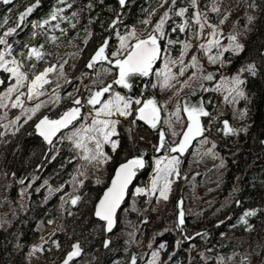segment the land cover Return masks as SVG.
<instances>
[{
  "label": "snow or ice",
  "instance_id": "obj_1",
  "mask_svg": "<svg viewBox=\"0 0 264 264\" xmlns=\"http://www.w3.org/2000/svg\"><path fill=\"white\" fill-rule=\"evenodd\" d=\"M12 2L13 0H2L5 5ZM74 2L75 0H57V6L46 18L31 23L33 31L27 41L13 40L10 43L9 37L19 34L23 26L28 23L27 17L33 13L34 8L39 6L40 0H35L34 4L21 12L14 26L10 25L6 31L0 32V74H5L4 78L0 79V86L7 85L3 91H0V109L20 110V115L9 121L8 124H0V127L7 129L9 125H16L22 117L26 124L36 116L42 107H46L48 103L58 104L62 99L57 92V89L61 88L59 81L60 79H64L65 83H71V81L67 80L64 72V66L68 61L61 62L58 50L65 43H72L69 32L76 29L79 24L77 11H72L70 15L65 14L66 9L72 8ZM99 2L103 3V0H99ZM183 2L186 6L178 7L177 0H157L158 8L149 10L148 18L140 21L145 26L152 25L151 17L156 16L160 8L167 6L162 15H159V19L152 25L151 30L146 28L143 32H138L135 27H132L126 34L116 32L119 43L115 50H110V37H105L85 65L86 68L94 70L96 76L93 86L86 89L87 95L81 98V96L69 92L66 98L71 100L73 106L65 110L58 118L53 119L44 115L35 123V132L48 145L54 148V138L61 143L66 139L73 144L75 149L82 151L84 160L96 164L108 163L111 160V156L104 151L105 145L110 146L112 152H115L119 147V140L113 138L119 135L117 128L122 119L127 120L131 117L133 124L136 121H143L154 130L158 129L162 123L167 124L172 129L171 135L179 136V139L168 141L166 131L158 129L159 143L154 146V150L156 152L164 151L167 155L155 159L154 175L150 181V187L135 188V195L155 196L158 194L157 198L165 201L169 199L172 190L173 180L171 177L180 175L181 160L178 155H173V153L182 156L193 140L204 137L207 129L202 124L201 118L209 117L210 120L213 118L203 106L202 100L192 103L186 98L182 103L178 102L175 111L169 113L168 118L165 119L162 117L165 107L159 105L154 97H145L144 92L149 87H174L173 81H176L180 83V89L176 92V95H179V92L184 87L190 86V82L194 79L202 78L208 81L214 79L212 73L200 75L204 69L197 53L205 55L211 64H223L225 53L239 54L244 49V45L238 41L237 34L229 33L225 36L223 32L221 26L227 21L228 15L219 18L222 12L220 6L222 0H209V3L205 4L203 8H201L199 0H183ZM118 3L121 8H124L127 0H118ZM92 7V3L87 5L89 10ZM190 9L191 14H189ZM210 12L216 14L219 18L218 22H212ZM176 18H179V22ZM10 19L11 17L8 16L0 19V29L9 25ZM248 20L251 22L253 17H248ZM91 23L93 21L89 19V24ZM120 23H122L121 18L117 15L116 19L109 22L108 27L115 30ZM84 31L88 37L93 35L87 28ZM172 34H186V38L182 40L177 35L174 39ZM41 36L43 42L33 43L34 40L39 41ZM225 39L229 42L227 45L223 43ZM193 40L197 41V44L194 45ZM84 43L87 44L88 40H85ZM177 44L180 45V54L178 57H173L171 49ZM193 48L196 51L192 52L188 61L185 62V57H188ZM159 63H162V68L157 67ZM98 64L102 66L107 64L108 67H102L97 71ZM174 68L176 71H173ZM190 69L194 70L192 74L180 82L179 77H183ZM245 70L254 74L255 65L249 64L247 69L241 71ZM106 76H111V80L105 82L101 79ZM151 77H155L156 82H152ZM138 78H148L147 82L142 85L140 94L138 96L127 94L133 92L136 86L135 81ZM225 83L230 85L227 89L229 94L224 97L225 102L235 103L240 98L246 99L243 89L245 81L239 75L230 80L225 78ZM52 85H55V88H52L49 101L39 100L40 97L48 94V86ZM122 90H127V92ZM217 90H220L219 86ZM74 91L79 93L80 89L76 88ZM192 95H195V92ZM34 101L39 102H35L31 107L26 106L27 102ZM181 111L186 114V121L181 118ZM173 117H175L176 123L181 124L180 132L173 128ZM6 118L7 113L5 112L0 119ZM65 129H70L66 136L57 135ZM18 130L17 127L16 131ZM243 130L246 131V129ZM223 132L226 136L238 134V130L230 127L227 120L223 122ZM2 135L3 133H0V136ZM200 143H207V138L204 137ZM145 164L146 161L140 155L126 159L115 169L110 185L94 206V216L104 222L106 232H112L116 223L117 210L125 200L129 186L137 176V172L143 169ZM81 174L83 175V173ZM79 183L82 184L83 181ZM67 196L68 199L64 200V203H70L73 206L81 200L80 195L68 193ZM176 207L178 212L175 227L182 232L185 224L183 200L178 201ZM255 214L254 210L246 211L241 217V222L247 224V217ZM196 235H201V233ZM41 239L43 240V238ZM184 239L191 240L192 237L185 236ZM43 242L47 243L48 241ZM52 243L57 248L60 247L57 241H52ZM110 243L111 241L106 239L103 246L108 248ZM181 243L182 241H176V246L178 247ZM148 247L151 249L152 244L150 243ZM43 250L41 244L33 246L32 252ZM166 250V243H160L156 250L151 251L146 264H169L175 252L169 254L167 261H162L161 252ZM81 252L80 243H73L62 264H71L75 258L81 255ZM130 264H138L136 255L131 256ZM218 264H224V260H219Z\"/></svg>",
  "mask_w": 264,
  "mask_h": 264
},
{
  "label": "trees",
  "instance_id": "obj_2",
  "mask_svg": "<svg viewBox=\"0 0 264 264\" xmlns=\"http://www.w3.org/2000/svg\"><path fill=\"white\" fill-rule=\"evenodd\" d=\"M34 3L35 0H13L11 4L5 5L0 0V19L6 16L11 17L9 25H5L4 28L0 29V32L6 31L10 25L14 26L19 14ZM89 3L93 4L90 10L87 8ZM199 3L203 8L205 4L209 3V0H199ZM224 3L225 0H222L221 9ZM177 5L178 7L186 6L183 0H177ZM56 6L57 0H40L39 6L34 8L33 13L27 17L28 23L23 26L18 35L9 37V42L11 43L13 40L27 41L33 31L31 23L46 18ZM246 7L250 12L258 13V16L254 20V26L244 43L241 54L226 53L224 55L226 60L233 61L234 71L238 69L241 63H251L250 56L254 58V62L260 58L259 62L263 66L261 69H264V0H247ZM156 8H158L157 0H127L124 8L120 7L118 0H103V3H100L99 0H75L72 8L66 9L65 14L70 15L72 11H77L79 13V24L76 29L70 30L69 36L72 38V43H65L58 50L59 56L64 50L77 49L81 52V59L78 68L74 69L75 73L83 70L89 71L90 75L95 74L94 70L85 67V61L90 59L101 41L105 37H110V50H115L117 45L115 33H125L131 27L143 28L144 25L140 21L148 18L149 10ZM189 14H191V9ZM117 15L121 18L122 23L115 30L110 29L108 27L109 22L116 19ZM209 15L211 18H217L215 13H209ZM89 19L93 23L89 24ZM176 19L179 22V18ZM85 28L93 33L91 37L85 35ZM177 35L182 40L186 38L184 34H172V38L175 39ZM85 40H88L87 44L84 43ZM37 42H43V37L41 36L39 41H33V43ZM14 47L17 46L14 45ZM172 50L174 56L179 55V45L173 47ZM262 73L256 75H251L248 72L243 73L246 99L242 98L239 105L244 109L246 115V119L242 121L244 126L250 120L252 125L246 131L240 132L238 139L235 135H224L223 122L228 121V116L213 115V106L217 100L214 91H202L196 95L186 94L180 98L181 103L186 98L192 103H198L202 100L205 109L211 113L213 119L202 117L201 122L205 126L209 121H212L217 130L216 148L226 163L225 172L223 173L224 185L219 192L221 197H226L232 192H235V194H232L234 198L230 199V203L226 206L220 219L218 221H207L206 225L197 232L201 235L194 233L189 235L192 237L191 240H185L186 235L177 231L174 237H168V239L170 238L168 252L170 251V254L175 252L169 264H186L193 250L190 249V245L193 248L195 247L194 252L196 253L194 255H198L199 258L234 252L236 245L231 240L233 234H240L254 240L261 233L264 242V71ZM212 74L214 75L213 80H204L205 85L208 87L216 81L217 74ZM147 79H136L133 92L127 94L138 96L142 90V85L147 82ZM150 79L152 80V77ZM75 84L76 80H73L70 85L61 90L60 96L62 99L46 115L55 119L73 106L71 100L66 97L69 92L73 91ZM5 87L6 85L0 86V91H3ZM117 90L120 91L121 89ZM122 91L127 92V90ZM86 95L87 92L82 93V97ZM144 95L149 98L154 97L158 102L157 94L151 87L144 92ZM1 113L2 109H0V115ZM183 115L186 116L184 113ZM136 123L152 133V146L132 150L128 137L123 133L120 135L119 147L109 162L110 170L113 172L120 162L130 157L143 156L146 161L145 167L137 172L132 187L144 185L150 170L152 156L167 155L164 151L156 152L154 150V146L159 143L158 129H160V126L154 130L146 127L141 121H136ZM162 129L166 131L167 140L170 141L167 129ZM0 133H3L0 136V176L7 166L13 171V182L8 185L3 196L4 200L14 199L18 187L29 182L31 176L35 173L41 172V175L47 178L49 184L53 187H60L72 176L77 163L75 151L65 142L61 143L57 150H55V147L53 148L44 143L42 138L35 132V120L18 131L4 132L0 127ZM60 134L62 133L57 135ZM54 144H57L55 138ZM188 153L189 149L182 156L179 154L182 158V167L186 164ZM41 155L45 156L42 161L39 158ZM118 157L121 160H117ZM35 186L36 184L33 185V187ZM33 187L29 191L27 204L24 207H14L15 218L13 223L0 232V264H27L25 261L26 252L29 245L38 236L36 225L42 222L44 226L52 227L59 218H61L62 230L55 231L54 235L51 234L48 237L46 240L48 242L43 244V251L31 255L30 261L32 264H62L67 252L71 250V245L75 242L80 243L82 252L71 264H130L132 255L138 257V264H144L135 252L126 253L121 238L114 233L105 235L103 224L90 216L95 201L103 191V188L99 185L87 183L74 191L72 194L80 195L81 200L75 206L64 203L61 212L58 211L61 192L54 193L47 198L44 191L41 190L36 193ZM181 189H183V181L179 178V182L172 184L169 196L171 202L179 200ZM251 210H254L256 214L247 217V224L242 223L241 217L243 214ZM222 221L223 223H221ZM106 239L111 241L108 248L103 246ZM178 240L182 243L177 247L176 241ZM52 241H57L60 247L57 248ZM167 260L168 257L165 261Z\"/></svg>",
  "mask_w": 264,
  "mask_h": 264
},
{
  "label": "rangeland",
  "instance_id": "obj_3",
  "mask_svg": "<svg viewBox=\"0 0 264 264\" xmlns=\"http://www.w3.org/2000/svg\"><path fill=\"white\" fill-rule=\"evenodd\" d=\"M247 0H225V3L222 7L221 17L223 15H228V19L224 25H222L223 32L225 36L229 33H235L238 35V41L244 45L247 41L250 31L254 26V20L258 16V13L250 12L246 7ZM167 6H165L166 8ZM165 8H160L159 13L156 16L151 17L152 25L159 19V15H162ZM211 13V12H210ZM253 17V20L249 22L248 17ZM211 18V17H210ZM218 17L216 19L211 18L212 22H218ZM152 25L145 26L143 28L137 29L138 32H143L146 28L150 31ZM132 28V27H131ZM131 28L129 30H131ZM121 33V34H126ZM186 35V34H184ZM118 39L117 45L118 47ZM192 43L195 45L197 41L193 40ZM223 43L227 45L229 42L225 39ZM179 45V44H177ZM180 48V45H179ZM196 49L193 48L191 52H189L188 57H185V62L188 61L192 52H195ZM242 52V51H241ZM241 52L239 54H241ZM232 55H236L235 53H231ZM180 54V53H179ZM226 54V53H225ZM224 54V55H225ZM238 54V55H239ZM171 55L173 57H178L179 55L174 56V51L171 49ZM201 65H203V73L200 74L206 75L208 73H216V81L210 87L206 86L204 80L202 78L194 79L190 82V86L184 87L179 95H176L178 89H180V83L173 81L174 87L163 88L157 87L152 88L155 90L157 94L158 104L165 107V111L162 112V117L167 119L169 113L175 111L176 105L180 102V98L186 94L192 95L195 92V95L202 91H214L217 95L216 103L213 106V115H225L228 116V122L230 127L238 130V134L240 132H244L243 129H247L252 125V121H248L246 126L243 124V120L246 119L245 111L239 105L242 98L238 99L235 103L225 102L224 97L229 93L227 89L230 85L225 83V78L231 79L234 76L239 75V77L244 80L243 73L248 72L251 75H256L264 69L261 65L260 58L257 61H253L254 58L250 62L239 63V67L236 71H234V64L232 60H226L224 58V63L220 64H211L208 62L207 57L201 53H197ZM248 55V54H247ZM81 59V52L77 49H68L64 50L60 54L61 62L63 60H67L68 63L64 66V72L67 80L73 82L76 80L75 88H79L80 92L76 93L73 89L72 93L74 95H79L82 97V93L84 94L87 87L93 86V80L96 79L95 74L90 75L89 71H80L79 73H75L74 69H77L79 61ZM245 59V57H244ZM88 60L85 61L87 64ZM249 64L255 65V73H251L247 70L241 71L242 69H247ZM234 66V67H233ZM102 67H108L107 64L103 66L98 64L96 70H101ZM159 68H162V63H159ZM233 67V68H232ZM173 71H176L174 68ZM193 69H190L185 73L183 77H179V81L182 82L186 80L193 72ZM87 74V75H82ZM5 74H0V79L3 78ZM55 78V77H53ZM111 76L101 77V79L105 80V82L111 80ZM61 88L57 89V92L61 93V90L71 83H65L64 79H60ZM152 82H156V78L152 77ZM264 83V82H263ZM264 85V84H263ZM7 86V85H6ZM220 90H217V88ZM264 87V86H263ZM52 88H55V85L48 86V94L39 98L42 101H49L50 96L52 95ZM207 89V90H205ZM244 89V85H243ZM35 102H27L26 106L31 107ZM57 104L48 103L46 107H42L41 110L33 117L31 121L28 123H24V117L16 125H9L7 129L1 127L4 132L15 131L18 127L19 129L27 126L32 121L35 120V123L42 116L50 113V111ZM5 112L7 113L6 119H0V124H8L9 121L15 119L17 115H20L19 109H2V113L0 117H3ZM243 113V115H241ZM181 118L186 121V116L183 115L181 111ZM173 119V128L175 131L180 132L181 124L175 122V117ZM132 118L130 117L127 120L121 121V124L118 125L117 131L119 133L118 137H114L113 139H118L119 142L121 140L120 135L123 133L127 136L128 141L131 144L132 150H137L143 147L150 148L152 146V133L145 127H140L137 123H131ZM20 125H23L22 127ZM78 126V125H77ZM207 131L204 134V137L207 138V143H200L204 137H199L189 146V153L186 158V164L182 167L181 163L179 165V173L180 175L172 176L171 179L174 182H179V178L183 181V189H181V193L179 196V200L176 202H171L169 198L167 201L163 199H158V194L155 196L149 195H135L136 187H150V181L152 176L154 175L155 168V159L160 158L165 155L152 156L150 170L145 179L143 186H133L130 191L128 198L126 199L123 207L120 209L119 214L117 215V224L114 230V234L121 238L124 244V250L127 254L130 252H135L141 262L146 264V261L150 258L151 251L156 250L160 243H166V251L161 252V259L165 261V259L169 256L170 251V241L168 239L169 236L174 237L175 233L178 230L175 227L176 219H177V203L180 200H183V209L185 212V224L183 225L184 235L189 236L191 234L199 232L207 223V221H218L226 206L230 203V199L234 198V194L230 193L226 197H221L220 189L224 185L223 173L225 172V160L223 156L220 155L218 149L216 148L215 137L217 135V130L215 126L212 124V121H209L207 125H205ZM166 128L168 132V139L170 141L178 140L179 136L173 137L171 135L172 129L168 127L167 124H161L160 129ZM70 129H66L60 135H67ZM236 134V139H238L239 135ZM59 135V136H60ZM234 136V137H235ZM69 147H71L76 155H77V163L74 167L72 176L60 187H53L49 184V180L41 175V172L33 174L29 182L25 185H21L18 187L17 194L14 199L4 200L3 196L7 190L8 185L13 182V171L7 166L6 170L0 176V232L7 229L15 218L14 207H24L27 204V200L29 198L30 189L36 184L34 191L38 193L39 191H44L46 197H51L54 193L61 192L60 204L58 207V211L61 212V209L64 204V200L68 197V193H73L77 191L82 186L87 183L92 185H99L101 188H105L112 176L110 165L108 163L104 164H96L95 162H88L82 158V151L75 149L73 144L64 140ZM62 142V143H63ZM61 142L57 141L55 144V150H57L60 146ZM215 144V147H213ZM187 149V150H188ZM211 149V152H209ZM186 150V151H187ZM104 151L113 157L115 152H112L110 146L105 145ZM173 155H178L180 160L182 158L178 153ZM41 161L45 159L44 155L39 156ZM133 158V157H130ZM117 160H121L120 157ZM83 173V175L81 174ZM47 181V183H45ZM83 181V183H79ZM99 181V182H98ZM235 191V190H234ZM171 193V192H170ZM233 194V195H232ZM170 196V194H169ZM91 211V217H92ZM93 218V217H92ZM61 218L52 226L46 227L39 222L36 225V232L38 233L37 239L31 243L26 252V263L32 264L30 261L31 255L35 254L32 252L33 246L43 245L44 242L48 239V237L53 234L55 231L62 230ZM94 219V218H93ZM95 220V219H94ZM181 232V231H180ZM43 238V240L41 239ZM262 234L259 233L254 240H251L249 237H245L240 234H233L231 236L232 242L236 245V249L231 253L224 254H216V255H207L206 257H198V255H194V248L190 245V249H193L191 252V256L188 258L186 264H218V261L223 259L224 264H264V242L262 241ZM152 244V248L148 247L149 244ZM40 252V251H38Z\"/></svg>",
  "mask_w": 264,
  "mask_h": 264
},
{
  "label": "water",
  "instance_id": "obj_4",
  "mask_svg": "<svg viewBox=\"0 0 264 264\" xmlns=\"http://www.w3.org/2000/svg\"><path fill=\"white\" fill-rule=\"evenodd\" d=\"M141 122H142L145 126L151 128L149 125L145 124L143 121H141ZM41 138H42V137H41ZM197 139H198V138H197ZM42 140H43V138H42ZM194 141H195V140H193L192 143H193ZM43 142L46 143L44 140H43ZM192 143H191V144H192ZM128 159H131V158H128ZM124 161H125V160H124ZM124 161H122V162H124ZM122 162H120V163H122ZM120 163H119V164H120ZM119 164L116 165V167L114 168V171H113V173H112L111 178L114 176L115 169L119 166ZM111 178H110V180H109L107 186L103 189L102 193L100 194V196H99V197L97 198V200L95 201L94 206L96 205V203H98V201H99V199L102 197L104 191H105L106 188L110 185ZM135 178H136V177H135ZM135 178H134V180H135ZM134 180H133L132 184L129 186L128 194L126 195L125 200L122 202L120 208L117 210V214H116V223H115V225H114V228H113L112 232H110V233H109V232H106V231H105L104 222H103V221H100L98 218H96V217L94 216V206H93L92 217H93L95 220H97V221H99L100 223L103 224V231H104V234H105V235H111V234L114 232L115 227H116V224H117V215L119 214L120 209L123 207V205H124L126 199L128 198L129 191H130V189L132 188V185H133V183H134Z\"/></svg>",
  "mask_w": 264,
  "mask_h": 264
}]
</instances>
